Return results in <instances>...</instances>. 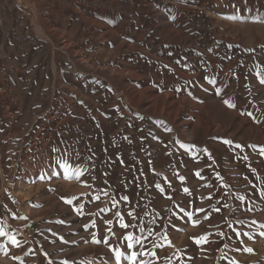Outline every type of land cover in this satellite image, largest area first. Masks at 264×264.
I'll return each instance as SVG.
<instances>
[{
    "label": "rangeland",
    "instance_id": "1",
    "mask_svg": "<svg viewBox=\"0 0 264 264\" xmlns=\"http://www.w3.org/2000/svg\"><path fill=\"white\" fill-rule=\"evenodd\" d=\"M25 1L0 0V264H264V0Z\"/></svg>",
    "mask_w": 264,
    "mask_h": 264
},
{
    "label": "snow or ice",
    "instance_id": "2",
    "mask_svg": "<svg viewBox=\"0 0 264 264\" xmlns=\"http://www.w3.org/2000/svg\"><path fill=\"white\" fill-rule=\"evenodd\" d=\"M262 83H264V80H262L261 81ZM227 103V102H226ZM229 106H234V105H229ZM185 191H187V189H185ZM69 203H70V201H68ZM123 227H128V225H126V224H124V225H122ZM3 233H0V235H2ZM127 239L129 240V241H131L132 239H133V237L132 236H128L127 237ZM12 242L13 243H17V241L15 240V238H13L12 239ZM99 241H97V243H98ZM248 251H251V249H248ZM119 255V254H118ZM133 259H135V254H133V257H132Z\"/></svg>",
    "mask_w": 264,
    "mask_h": 264
},
{
    "label": "water",
    "instance_id": "3",
    "mask_svg": "<svg viewBox=\"0 0 264 264\" xmlns=\"http://www.w3.org/2000/svg\"><path fill=\"white\" fill-rule=\"evenodd\" d=\"M18 3L22 6V7H26L27 6V2L25 0H18Z\"/></svg>",
    "mask_w": 264,
    "mask_h": 264
}]
</instances>
